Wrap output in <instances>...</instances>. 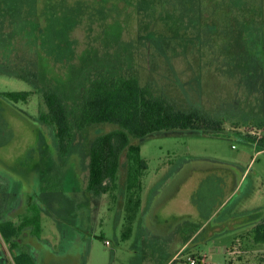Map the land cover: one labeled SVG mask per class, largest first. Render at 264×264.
<instances>
[{"label": "rangeland", "instance_id": "374dc122", "mask_svg": "<svg viewBox=\"0 0 264 264\" xmlns=\"http://www.w3.org/2000/svg\"><path fill=\"white\" fill-rule=\"evenodd\" d=\"M99 71L136 77L223 129L140 141L148 170L130 238L128 167L106 195L87 188L90 139L114 127H75L62 154L39 121L42 94L52 89L74 122ZM15 91L33 93L27 104L0 98V219L10 211L18 218L28 203L41 211L40 239H22L35 264H79L84 254V264H147L142 250L130 253L138 230L167 231L183 206L193 226L209 222L175 264L194 254L208 264H264L255 239L264 222V0H0V93ZM15 256L0 233V264H17Z\"/></svg>", "mask_w": 264, "mask_h": 264}, {"label": "trees", "instance_id": "16d2710c", "mask_svg": "<svg viewBox=\"0 0 264 264\" xmlns=\"http://www.w3.org/2000/svg\"><path fill=\"white\" fill-rule=\"evenodd\" d=\"M32 93L3 92L0 98L9 104H27ZM42 99L46 110H40L39 121L52 127L58 150L62 154L67 153L72 146L75 127L84 129L104 124L114 127L112 131L90 139L87 147L90 158L87 188L96 195L109 193L116 188L122 169L128 167L127 238L131 235L133 222L142 205V178L148 170V163L141 155L140 141L163 131L223 133L220 123L197 111L178 109L163 95L142 86L136 77H116L103 71L92 75L82 91L74 122L59 93L52 89L46 90ZM259 147L264 149V139ZM125 157L128 159L127 164L123 163ZM26 206L17 214L18 218L14 219L10 211L0 219V233L16 253L17 264H35L30 253L23 249L22 239L31 233L40 239L42 234L41 211L32 203ZM262 218L257 222H261ZM255 239L264 243V222L255 229Z\"/></svg>", "mask_w": 264, "mask_h": 264}, {"label": "crops", "instance_id": "0c3cea01", "mask_svg": "<svg viewBox=\"0 0 264 264\" xmlns=\"http://www.w3.org/2000/svg\"><path fill=\"white\" fill-rule=\"evenodd\" d=\"M90 192L92 193L93 191ZM92 194L95 196V198L106 195H96L94 192ZM123 206L124 205L122 204L121 208H124ZM141 213L142 209H140L137 217ZM190 215L191 213L187 212L185 206H183L178 210V213L170 215V217H172V221L167 224V226L164 225L161 227L158 222L153 220V223L157 225V228L155 229H160V226L161 229L165 227L167 231L160 230L147 233V231H143V224L140 230H138V234H136V245L133 246V249L130 250V253H132L134 256L139 255L140 257L139 253L142 250L143 256L142 259L140 258V260L149 262L147 264H175L179 258L189 252L190 247L194 244V241L202 235L203 229H206V225H208L209 222L208 218L207 220H204L203 224L193 226L192 218L194 219V217ZM175 216L178 217V219H175ZM193 229L196 231L193 232ZM27 246L28 245L22 241L23 249L27 250V252L30 253L34 261L37 263L38 260L35 257L34 251ZM113 251L115 257L117 258L115 262H123V260L119 257V250L115 249ZM85 253L87 254L88 251H85ZM203 255L204 254H198V257H202ZM193 256H196V254ZM79 260V264H84L86 255L84 254L81 256Z\"/></svg>", "mask_w": 264, "mask_h": 264}, {"label": "built area", "instance_id": "2783aa9c", "mask_svg": "<svg viewBox=\"0 0 264 264\" xmlns=\"http://www.w3.org/2000/svg\"><path fill=\"white\" fill-rule=\"evenodd\" d=\"M188 260L190 264H208V256L206 255L202 257L190 256Z\"/></svg>", "mask_w": 264, "mask_h": 264}]
</instances>
